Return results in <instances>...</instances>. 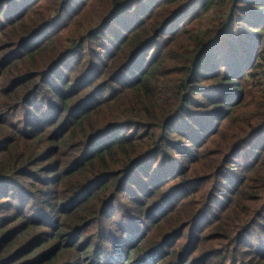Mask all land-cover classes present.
Wrapping results in <instances>:
<instances>
[{"label": "trees", "instance_id": "trees-1", "mask_svg": "<svg viewBox=\"0 0 264 264\" xmlns=\"http://www.w3.org/2000/svg\"><path fill=\"white\" fill-rule=\"evenodd\" d=\"M0 264H264V0H0Z\"/></svg>", "mask_w": 264, "mask_h": 264}, {"label": "rangeland", "instance_id": "rangeland-1", "mask_svg": "<svg viewBox=\"0 0 264 264\" xmlns=\"http://www.w3.org/2000/svg\"><path fill=\"white\" fill-rule=\"evenodd\" d=\"M24 112L23 111H21V112H18L17 113V115H18V118L19 119H21V120H23V118H24ZM121 205H120V203H119V199H117L116 201H115V204H113V208H112V210H116V212H117V214H119V216H121L120 215V212H119V210H120V207ZM125 217H127L126 215L123 217V219L125 218ZM122 218V217H121Z\"/></svg>", "mask_w": 264, "mask_h": 264}]
</instances>
